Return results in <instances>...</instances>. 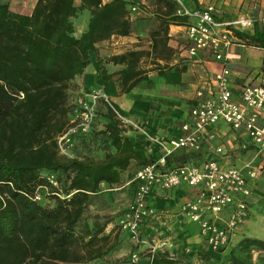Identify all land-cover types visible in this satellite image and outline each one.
<instances>
[{
    "label": "trees",
    "instance_id": "1",
    "mask_svg": "<svg viewBox=\"0 0 264 264\" xmlns=\"http://www.w3.org/2000/svg\"><path fill=\"white\" fill-rule=\"evenodd\" d=\"M180 1L188 9H202L197 0ZM75 2L36 0L31 11L22 12L0 0V264H103L117 245L105 246L109 237L100 236L103 227L84 225L79 229L85 212L100 195L101 185H120L121 175L135 161L122 122L105 104L103 130L97 132L93 125L86 136L76 139L103 137L110 150L100 162L59 156L56 138L71 115L69 85L89 65V53H96V45L113 36L132 35L135 20H130L129 8L142 7L136 0ZM155 3L152 17L156 28L150 31L148 51L112 56L109 62L123 68L110 75L101 71L104 82L115 78L121 94L141 82L150 84L140 62L146 58L168 65L173 51L168 46L170 27L190 23L180 14L176 0ZM209 5L217 10L214 3ZM83 12L89 18L76 37L73 20ZM235 35L246 46L264 49V26L254 24ZM48 174L58 177L62 197L50 195L45 197L48 203H37L34 192L45 185ZM98 242L102 245L96 247ZM241 245L264 252L260 240L246 239ZM164 256L154 263L173 264Z\"/></svg>",
    "mask_w": 264,
    "mask_h": 264
},
{
    "label": "crops",
    "instance_id": "2",
    "mask_svg": "<svg viewBox=\"0 0 264 264\" xmlns=\"http://www.w3.org/2000/svg\"><path fill=\"white\" fill-rule=\"evenodd\" d=\"M35 2L36 0L29 11L32 10ZM197 4L203 8L210 2L197 0ZM83 13L87 24L89 13ZM246 15L250 16L247 13ZM261 15L262 12L258 11V17ZM223 18L228 20L235 17ZM131 36L133 35L113 36L107 41L98 43L97 52L89 53V65L82 75L71 82L77 85L84 84L86 89L81 88V90L86 93L94 88L106 97V101L104 99L99 101L101 107H98L102 123L105 124L102 115L105 114L106 104L122 122L124 136L133 145L135 161L133 160L129 169L121 175V184L110 188L103 184L101 185L103 192L100 193V195L108 193L107 197L112 195L114 199L117 197L118 201L122 198L126 205L125 211L132 202L135 173L143 166L137 163L158 160L164 155V149L167 148L169 141L184 133L182 127L190 122L189 112L197 101L195 93L201 89L207 93L214 92L212 80L221 67V62L215 61L207 52H199L195 57H189L186 52L185 27L171 26L168 46L173 49L177 57L174 56L166 66L164 62L159 61L155 69L148 70L147 77L150 79V84L141 82L129 93L121 94L115 78L104 82L101 79V71L104 70L110 75L123 68L114 66L109 59L131 51H117L115 48L117 43L126 42ZM225 64L230 71L229 86L234 100H238L239 91L244 84L264 86V49L232 46ZM167 67L170 68L169 71H165ZM159 71H163L164 74L158 76ZM101 127L102 125L96 126L94 122L96 131L104 128ZM211 131L216 134L213 142L207 141V133H205L200 152L176 151L168 159V167L199 165L214 157L215 147H221L224 152L223 156L218 158L223 166H241L244 162L252 161L254 167L258 168L259 175L253 183L248 217L238 226L227 246L214 252L201 238L197 224L190 222L180 211L183 204L193 199L195 190L186 186L169 191L153 188L147 197V204L155 210L156 215L141 224V236L156 247V258L165 255L164 257L167 256L168 259V256L175 255L173 264H264V252L254 248H244L241 245L246 239L264 242V160L254 159L252 145L244 132H234L223 123L212 127ZM110 152L113 154L112 151ZM103 159L95 161L100 162ZM223 216L226 217L227 212ZM124 244L128 245L126 241ZM129 245L133 250L131 244ZM117 251L119 250H114ZM154 262L152 264H159Z\"/></svg>",
    "mask_w": 264,
    "mask_h": 264
},
{
    "label": "built area",
    "instance_id": "3",
    "mask_svg": "<svg viewBox=\"0 0 264 264\" xmlns=\"http://www.w3.org/2000/svg\"><path fill=\"white\" fill-rule=\"evenodd\" d=\"M176 1L181 7L180 14L190 19L185 27L188 56L195 57L199 52H207L215 61L221 62V67L212 80L214 92L207 93L201 89L195 93L197 101L190 109V122L182 127L184 133L169 141L161 158L144 164L135 173L132 202L117 223L120 232L126 235L133 247L127 264H152L156 259V247L145 240L140 232L141 224L156 215L155 210L147 204V197L153 188L169 191L186 186L195 190L193 199L183 204L180 211L190 222L197 224L201 238L214 252L227 246L238 226L248 217L253 183L259 175L252 161L244 162L241 166H223L218 158L224 152L221 147H215L212 159L199 165L170 168L168 159L174 152H200L204 134L207 133L208 142H213L216 134L211 128L223 123L234 132H244L252 145L254 159L264 160V86L244 84L238 100H234L229 86L230 71L225 64L232 46H246L235 35L236 32L248 31L254 24L264 26V2L258 6V11L262 12L258 18L240 14L227 20L212 5L191 10L180 0ZM141 13L139 7L131 6L130 20ZM101 99L107 100L91 90L70 101L69 122L56 138L59 156L73 158L75 141L92 130L97 102ZM45 182L44 186L35 190L33 201L41 203L50 195L62 197L60 182L55 174L46 175ZM225 212L226 217L223 216ZM145 256L146 259H143ZM145 260L146 263L143 262ZM168 260L174 261L175 258L170 255ZM84 264L102 263L94 261Z\"/></svg>",
    "mask_w": 264,
    "mask_h": 264
},
{
    "label": "rangeland",
    "instance_id": "4",
    "mask_svg": "<svg viewBox=\"0 0 264 264\" xmlns=\"http://www.w3.org/2000/svg\"><path fill=\"white\" fill-rule=\"evenodd\" d=\"M3 1L9 4L11 10L22 11V12H28L33 6V2H34V0H3ZM136 2L139 3L140 6L142 7V9L140 8L142 13L134 19L135 21L133 20L134 21V27H133L134 31L132 34L133 36H131V38L128 39V41L126 42L121 41L117 43L115 45L117 51H128V50L148 51L149 49L150 46L149 34L150 31L156 28V23L152 17V13L156 8L155 7L156 3L155 0H136ZM209 2L212 4L214 3V5L217 7L220 16L233 18L238 16L239 14H246V13L249 14L250 16L255 15V17H258V6L260 5V3L264 2V0H209ZM78 4L79 1L76 2V5ZM144 13H146V15H143ZM85 18H86L85 14L82 13L79 14L73 20L75 25L76 37H79V34H81L80 32H82V30L86 26V21L84 20ZM172 50L173 49L171 48V51ZM174 56H175L174 51H172V56L169 63L171 62V60L174 59ZM139 67L144 71L153 70L157 67V63L154 64L152 63L151 60L143 58L139 64ZM81 88L82 89L84 88V84L77 85L71 83L69 85L70 101L86 93L85 91H82ZM91 90L96 91V89L94 88H92ZM98 107H101L99 101L97 102V106H96L95 125L96 126L102 125L101 128H103L104 124L101 121L100 118L101 114L99 113ZM109 150L110 149L107 143L104 141V138L99 135L96 136L94 135L85 140L75 141V146L72 150V155L83 156L85 158H91L92 160H100L103 159V157H105V155L109 152ZM137 167L138 166H136V168ZM102 192H103V188L101 186V193ZM111 193L113 192H110V194ZM107 194L108 193H103L101 195L96 196L93 204L85 212L79 230H81L84 225L88 227H93L94 225H97L98 227H103V233L100 236L109 237V241L105 246L108 247L115 243L117 245L116 248H114V250L116 249L119 250L117 252H114V250L110 252L109 253L110 255H107L103 260L104 261L103 264H127L128 256L130 254V251L132 250L126 235L121 233L119 227L117 226L119 219L122 217V215L125 212L126 205L122 201V198L120 201H118L119 199L117 197L115 199L112 197V195H109V197H107L106 196ZM46 199L47 198H45L41 203L43 202L47 203ZM124 241L127 242L128 244L127 246L124 244ZM99 245H102V242L101 244L98 242V244H96V247H99ZM173 258H176V256L173 255ZM143 259H146V256L143 257ZM143 262L146 263L147 261L145 260Z\"/></svg>",
    "mask_w": 264,
    "mask_h": 264
}]
</instances>
